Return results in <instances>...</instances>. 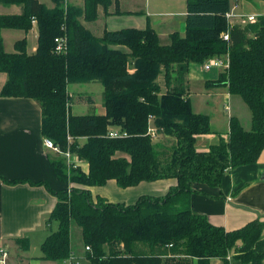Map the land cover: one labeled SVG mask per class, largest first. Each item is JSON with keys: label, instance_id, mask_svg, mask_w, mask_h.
Wrapping results in <instances>:
<instances>
[{"label": "trees", "instance_id": "1", "mask_svg": "<svg viewBox=\"0 0 264 264\" xmlns=\"http://www.w3.org/2000/svg\"><path fill=\"white\" fill-rule=\"evenodd\" d=\"M186 1V35L176 32L164 45L150 24L143 30H105L95 37L81 18L97 21L99 7L108 9L111 0H85L83 8L53 0L54 9L39 0H0L4 6L23 7L22 14L0 15V30L27 34L37 22L39 35L34 54L27 50L28 39L8 53L0 36V72L8 80L0 95L38 102L43 137L62 151L69 148L90 167L88 174L79 166L69 172L65 157L50 159L63 187L54 190L47 181L39 182L58 198L48 220L58 230L41 246L45 261L63 264L71 258L75 224L86 248L82 264H211L213 258L230 264L233 255L246 264H263V222L256 219L229 231L193 213L191 200L196 185L220 189L226 173L254 165L264 151V16L255 24L229 27L232 0ZM57 38L66 40L65 52L57 51ZM222 57L230 60L229 69L221 71L216 86L242 99L251 126L231 116L228 137L202 152L196 143L199 136L214 133L212 119L195 112L188 77L192 64ZM162 75L166 91L158 82ZM88 82L103 86L104 115L72 113L69 86ZM151 125L176 143L156 144ZM111 127H120L128 137H109ZM167 178L176 179L177 187L163 197L143 195L131 205L94 197L91 191L110 180L127 189ZM70 184L79 188L69 194ZM18 242L26 243L25 249L30 244Z\"/></svg>", "mask_w": 264, "mask_h": 264}, {"label": "crops", "instance_id": "2", "mask_svg": "<svg viewBox=\"0 0 264 264\" xmlns=\"http://www.w3.org/2000/svg\"><path fill=\"white\" fill-rule=\"evenodd\" d=\"M39 1L50 9L56 6L52 0ZM66 2L80 8L85 5L84 0ZM113 2L110 12L114 14L106 16L102 8L99 10V20L96 23L100 22L101 18L104 19L100 38L105 30L131 28L143 30L148 24L158 33L160 42L164 45L171 43L170 36L176 32L183 37L186 35V0H113ZM116 2L119 3V7ZM231 4V12L234 14H255L259 18L264 16V0H232ZM117 9L121 14L116 13ZM22 13V6H0V15ZM81 21L90 29L91 23L82 19ZM0 36L3 37L4 50L8 53L15 52V43L24 39H28L27 50L30 54L37 51L39 39L37 22L33 23V28L27 34L21 30L2 29ZM200 73H203L207 80L212 78L207 77L208 74L203 71ZM7 81V75L0 72V92ZM205 88L207 91L201 96V101H196L195 104L192 100L195 112L209 114L212 119L214 133L199 136L196 143V148L202 152L209 151V147L217 144L221 137H228L231 116L242 120L248 115L244 104L236 101L228 89L224 88L225 91L220 92L210 87ZM89 100V104L95 103L94 99ZM105 111L104 107L98 115H104ZM42 127V109L38 102L30 98L13 99L0 95V177L8 181L28 180L27 183L16 185L0 180V250L7 252L5 260L0 255V264H59L45 261L41 250L47 237L58 230L57 223L48 225L58 198L39 182L47 181L54 190L63 187L50 165V159L56 158L58 154L45 145L46 138L42 135ZM162 136L168 138V141L174 140ZM85 141L86 139H81V143ZM81 167L86 174L89 173L90 167L87 163L82 162ZM177 185L176 179L167 178L150 183L143 182L122 190L116 181L110 180L106 186L92 187L91 191L94 197L98 195L113 203L131 205L143 195L163 197ZM195 188L198 192L192 196L191 209L195 214L206 215L210 223L234 231L256 219L264 221V151L254 165L242 166L226 173L220 189L207 188L199 184ZM18 240H27L30 243L28 248L25 249L26 243H19ZM82 258L83 256L79 261H83ZM211 264L224 263L213 258ZM230 264L246 263L233 255Z\"/></svg>", "mask_w": 264, "mask_h": 264}, {"label": "rangeland", "instance_id": "3", "mask_svg": "<svg viewBox=\"0 0 264 264\" xmlns=\"http://www.w3.org/2000/svg\"><path fill=\"white\" fill-rule=\"evenodd\" d=\"M53 1V0H52ZM67 0H64V3L67 4L66 2ZM85 1V0H84ZM112 5L105 10L104 6L101 5V7H99V10L102 8L104 11V14L106 16L114 14V12H110V8L114 5L113 0H111ZM54 3V2H53ZM3 5L0 3V6ZM68 5V4H67ZM72 5V4H71ZM12 6V5H11ZM19 6V5H18ZM75 6V5H74ZM78 7V6H76ZM80 8V7H79ZM83 8V7H82ZM116 14V13H115ZM99 17V14H98ZM82 20H84L85 22H89L87 20H85L84 18H81ZM99 20V18L97 19V21ZM103 18H101V21L96 23L97 21H93V22H89L91 23L90 29H88L91 33H93V35L97 38H100V34H101V30L103 28ZM82 22V21H81ZM1 31V30H0ZM2 37V36H1ZM3 40V37H2ZM163 42H165V40H163ZM4 44V41H3ZM124 49H127L125 47H123ZM223 59L225 57H222ZM205 65V64H204ZM204 65H197V64H193L191 67V71L189 73V79H188V83H187V90H189V94H190V98L191 100L194 101V103L196 104V101H201V96H203L206 93V81L207 78L205 77V75L203 73H200V71H203V66ZM204 72V71H203ZM221 72H216V71H210L207 72L208 76L207 77H212L210 79L211 82H213V85H210V89L214 90V91H225L224 88H219L216 86L217 84V80L219 79ZM162 87H164L165 90V84H164V76L162 75L158 81ZM69 93L72 96V100H71V108H72V113L73 115H89V114H99L100 111L103 110V103H104V99H103V86L101 85V83L99 82H88V84H73L68 88ZM166 91V90H165ZM94 99L95 103L93 105L89 104L90 100L89 99ZM236 101L239 100V102H241L242 104H244L245 108H246V112L248 115H246L244 118H242L243 121V125L247 128L250 129L251 126V114L249 109L247 108L246 104L243 103L242 99L240 97H235L234 98ZM94 106V107H93ZM227 115V112H225V116ZM241 117H242V113H240ZM111 128H115V127H111ZM158 135V133H157ZM85 139V138H84ZM168 138H164L162 135H158V139L155 141L156 144H165L167 147H171V145L175 144V140H167ZM81 141V140H80ZM84 142V140L82 141ZM60 156L58 155L56 158L58 159ZM86 163V162H85ZM80 168H82L79 165ZM79 167H71L69 166V172L71 170H77ZM83 170V168H82ZM78 187V185H68V193L70 194L71 190ZM79 188V187H78ZM122 189V188H121ZM125 190V189H122ZM117 203V202H115ZM259 221L263 222V220L258 219ZM72 230H71V242H72V248H73V252L71 254V258L70 261H72L74 264L76 263H80L82 264L83 261H79V259H81V256L85 257V245L84 242L81 241V228L78 225L73 224L72 225ZM144 251H148L146 248L144 249ZM73 257V258H72ZM83 259V258H82ZM69 260V259H68ZM67 260V261H68ZM66 261V262H67ZM76 262V263H75Z\"/></svg>", "mask_w": 264, "mask_h": 264}, {"label": "built area", "instance_id": "4", "mask_svg": "<svg viewBox=\"0 0 264 264\" xmlns=\"http://www.w3.org/2000/svg\"><path fill=\"white\" fill-rule=\"evenodd\" d=\"M237 18V19H236ZM228 19V24L230 26H241L245 27L250 24H255L259 20V16L255 14H250V15H238L234 14L233 12H229L227 15ZM224 40L229 41L230 39V33H225L222 35ZM56 42V49L58 52H65L66 49V40L62 38H57ZM229 63L230 60L228 58L223 59V58H211L208 61H206L205 65L203 66V71L205 73L210 72V71H216V72H221V71H226L229 69ZM229 110V108H227ZM149 132L151 135H153L154 139L158 138L157 132L155 127H151L149 129ZM109 137L111 138H123V137H128L127 133L123 131L120 127L119 128H110L108 132ZM69 142L72 143L73 139L69 137ZM45 145L54 151V153H57L58 155H63L66 158L68 166L71 167H78L79 165L81 166L82 160L78 158V156L70 152V149L68 148L66 151H62L61 148H59L57 145L54 144V142L50 139H45ZM88 250V248H87ZM0 255L2 256V259L5 260L7 256V252L5 250H0ZM68 264H74L70 259L67 261ZM76 263V262H75ZM76 264H80L79 262Z\"/></svg>", "mask_w": 264, "mask_h": 264}]
</instances>
